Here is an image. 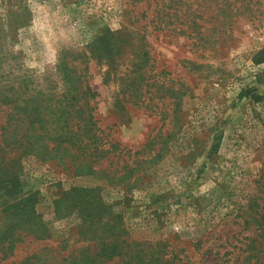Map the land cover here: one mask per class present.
I'll return each instance as SVG.
<instances>
[{"label": "rangeland", "instance_id": "obj_1", "mask_svg": "<svg viewBox=\"0 0 264 264\" xmlns=\"http://www.w3.org/2000/svg\"><path fill=\"white\" fill-rule=\"evenodd\" d=\"M107 29L125 36L122 57L110 77L112 67L91 57L89 79L98 126L106 140L122 144L121 154L102 161L110 177L24 157L21 183L0 190V220L14 216L21 197L37 193L35 209L52 237L27 238L0 264L46 244L78 251L87 240L81 228L110 235V225L154 248L165 243L166 256L194 264L231 257L254 231L245 223L249 205L264 206V97H253L264 96V0H0V86L18 88L33 74L31 86L60 95L62 58L82 65L80 54ZM141 52L150 75L145 86L170 90L151 109L120 100L121 81ZM71 187L92 190L107 206L97 224L89 226L79 211L91 196L73 197Z\"/></svg>", "mask_w": 264, "mask_h": 264}, {"label": "trees", "instance_id": "obj_2", "mask_svg": "<svg viewBox=\"0 0 264 264\" xmlns=\"http://www.w3.org/2000/svg\"><path fill=\"white\" fill-rule=\"evenodd\" d=\"M124 38L122 33L107 29L92 41L89 53L80 54L82 65L71 63L67 57L62 58L57 66L63 87L60 95L51 90V87L46 89L31 86L36 84L33 74L26 75L18 88L0 86V190H8V183L12 181L21 183L19 174L24 166L23 158L29 155H35L43 162L54 161L75 174L110 175L107 170L109 167H103L102 161H114L121 154L116 151L122 144L106 140L105 131L98 126L94 104L97 91L89 79L88 62L91 57H97L99 61L105 60L112 67L107 72V77H110L117 70L116 65L118 66L122 57L118 47L123 44ZM145 56L141 52L139 62L133 63L135 68L129 73L127 82L121 81L123 96L120 100L134 104L147 103L151 109L156 97L163 99L169 95L170 90L165 85H159L154 91L145 86V83L149 85L150 78L144 67L147 61ZM73 60H77V56ZM143 69L144 72H141ZM259 82L264 83L263 74L259 75ZM56 84L59 85V81ZM250 93L242 91L241 96L251 95ZM253 97L262 99L264 96L254 94ZM170 135L171 133L165 138ZM217 148L218 145L213 151ZM139 152L138 149L136 154ZM69 192L73 197L91 196L92 190L71 187ZM37 195L31 193L21 197L14 205V216L0 220V262L14 256L18 243L27 241L29 237H33L32 241L52 237L43 215L35 209ZM2 196L4 195L0 193V197ZM56 203L57 210L61 213L60 201L57 200ZM77 204L80 206L82 202ZM102 205L106 206L102 200L91 196L85 206H80L79 211L86 216L89 226L97 224L95 222L101 217ZM250 208L251 219L248 218L245 223L253 225L254 231L249 241L240 246V251H232L231 257H224L223 254L222 260L216 264H264V206H260L255 200L249 205ZM72 210V207L67 209ZM113 227L116 226L110 225L107 228L112 234L100 236L91 230L85 233L81 228L87 240L83 239L85 243L78 251L65 254L46 244L40 250L32 251L10 264H194L173 255L166 256L162 249L166 244L159 243L162 241L156 243L161 248H154L155 244L149 241L133 239L128 230H115ZM237 247L239 246L236 245Z\"/></svg>", "mask_w": 264, "mask_h": 264}]
</instances>
